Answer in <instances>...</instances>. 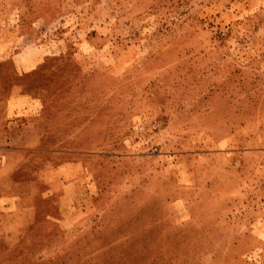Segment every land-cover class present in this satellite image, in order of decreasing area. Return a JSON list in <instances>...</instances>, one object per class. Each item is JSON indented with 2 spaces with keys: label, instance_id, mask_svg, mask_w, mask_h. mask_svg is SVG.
<instances>
[{
  "label": "rangeland",
  "instance_id": "obj_1",
  "mask_svg": "<svg viewBox=\"0 0 264 264\" xmlns=\"http://www.w3.org/2000/svg\"><path fill=\"white\" fill-rule=\"evenodd\" d=\"M24 1L0 6L93 74L81 106L118 151L95 152L99 190L130 180L181 212L161 264H264V0ZM12 250L0 245V264ZM28 251L31 264L75 253Z\"/></svg>",
  "mask_w": 264,
  "mask_h": 264
},
{
  "label": "crops",
  "instance_id": "obj_2",
  "mask_svg": "<svg viewBox=\"0 0 264 264\" xmlns=\"http://www.w3.org/2000/svg\"><path fill=\"white\" fill-rule=\"evenodd\" d=\"M12 9L0 6V233L10 232L0 245L13 248L10 264H31L30 246L72 248L67 264H161L155 248L176 244L181 212L130 180L122 191L99 190L95 152H116L117 143L81 106L94 100L84 94L93 74L63 60L68 48L42 43L43 32L26 26L32 18Z\"/></svg>",
  "mask_w": 264,
  "mask_h": 264
}]
</instances>
